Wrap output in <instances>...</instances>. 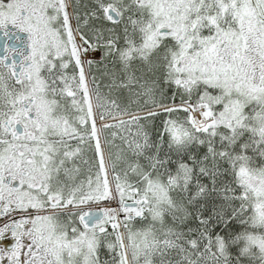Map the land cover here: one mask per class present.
Masks as SVG:
<instances>
[{"label": "snow or ice", "instance_id": "1", "mask_svg": "<svg viewBox=\"0 0 264 264\" xmlns=\"http://www.w3.org/2000/svg\"><path fill=\"white\" fill-rule=\"evenodd\" d=\"M0 264H264V0H0Z\"/></svg>", "mask_w": 264, "mask_h": 264}]
</instances>
